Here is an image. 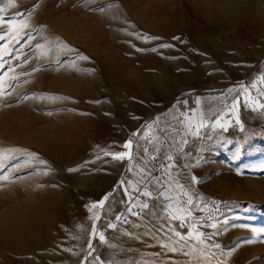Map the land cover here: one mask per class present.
Segmentation results:
<instances>
[{"label": "rangeland", "instance_id": "1", "mask_svg": "<svg viewBox=\"0 0 264 264\" xmlns=\"http://www.w3.org/2000/svg\"><path fill=\"white\" fill-rule=\"evenodd\" d=\"M78 2L0 0V29H8L0 32V264H85L78 253L86 239L96 246L94 229L108 241L95 255L115 264L134 255L137 264H154L163 247L152 236L145 244L125 235L145 230H155L161 245L191 252L194 264H264V232L255 231L264 229V84L251 90L248 103L240 91L264 73V23L216 37L187 0ZM113 3L104 12L89 10ZM141 34L162 41H141ZM160 42L175 47L161 50ZM68 48L90 60H75L72 68ZM57 60L59 68L40 67ZM130 138L134 152L140 145L131 164L103 155L125 150ZM159 191L163 197L154 200ZM105 195L104 205L89 211ZM188 196L198 208L184 203ZM143 202L149 209L137 207ZM130 206L140 214L132 216ZM121 214L128 223L114 219ZM210 222L224 228L212 237L222 246L211 249L214 258L204 251L209 241L199 238L216 231ZM162 259L182 264L186 257L168 252Z\"/></svg>", "mask_w": 264, "mask_h": 264}, {"label": "snow or ice", "instance_id": "2", "mask_svg": "<svg viewBox=\"0 0 264 264\" xmlns=\"http://www.w3.org/2000/svg\"><path fill=\"white\" fill-rule=\"evenodd\" d=\"M11 2L15 3V0H11ZM79 3H86V4L90 5V6L93 5V4H95V5L99 4L98 0H79L78 4L75 5V6H79ZM108 7H115V4L114 3L111 4V5L100 4L99 7H95V8L90 7L89 10L90 11H96V12H104L105 9L108 8ZM30 11H31V9L27 10L23 15H27ZM113 18H115V17H113ZM3 23H4L3 17H0V24H3ZM5 31H8V29H0V32H5ZM26 35L30 37L31 33H26ZM173 39H175L177 41L180 40V38H178V37H174ZM139 40H141V41L161 40L162 41V38L156 37V36H152V35H148V34H141L140 37H139ZM40 46L41 45L39 44V42H37L34 45H30V48L31 47H40ZM64 47L65 46H63V45H57L58 49L64 48ZM132 47L136 48L137 51H151V52H156L157 51L156 47H152L150 49H145V48L138 47L136 44L132 45ZM174 47H175V45L170 43V42H160L159 45H158V48L161 49V50L173 49ZM67 50L70 53H75V55L71 57L73 63H71V65H70L74 69L77 68V65L74 63L75 60H83V61L90 60V57L81 54L78 49L68 48ZM176 58H179V57H170V59H176ZM25 59L27 60L28 57H26ZM62 64H63V61L57 60L54 63L50 62L48 64L40 65V67H57V68H59ZM36 68H37L36 65L32 66V70H35ZM86 71L90 75H95V72H96L95 69H87ZM258 84H264V73H261L259 75V77L257 78V80L251 82L250 85H248V86L241 85L240 91H243L244 94H245V97L242 98L244 103H248L249 102V99H250L249 93L251 92L252 89H257L258 88ZM228 91L229 92H234V91H237V89L236 88H231V89H228ZM237 94L239 95V93H237ZM260 94L262 96H264V89L260 90ZM40 96H41V98H48V99H50L53 102L56 99H70L68 97H56V96L45 97L44 94H40ZM182 103L186 104L187 101H183ZM252 103L255 104V101H252ZM259 107H260V110L262 112H264V103L260 104ZM49 115H51V113H49ZM217 124L221 128L224 127V125L220 124L219 121H217ZM195 134L199 135L198 132H196ZM261 134L264 135V132H262ZM181 143H184V141L182 140ZM133 145H134V140L132 138H130L122 145L123 149H125V150H123V151H112V150H109V149H103V155L104 156H111L112 160L115 161V162H125V163H128V164H131L133 160L137 159V152L140 149V145L137 143L136 144L137 152H134L133 151ZM240 154H241L240 150L238 149L237 152L233 155V159H239L240 158ZM28 155H33L34 156L35 154H28ZM96 158L100 159L99 156H97ZM172 159H173L172 157H168L169 161H171ZM201 162L202 161H199V160L193 161V163H195L197 166H199V164ZM3 163H4L3 160H0V166H3ZM41 163H46V162L45 161H41ZM190 166H191V164L189 165V167ZM14 167L16 168V170H19V165L14 166ZM133 167H135V165H133ZM68 171L69 172H73V171H76V169L75 168H70V169H68ZM129 171H131V168L129 169ZM141 173H143V170H141ZM194 179H195L194 177L189 176V178L187 180V186L189 187L190 190H191V184H192ZM125 183H126V181H124V180L120 181L121 185H124ZM155 183L160 184V181L157 180V181H155ZM183 186L184 185H182V187ZM166 187H167V185H161L162 189L166 188ZM135 190H136L137 193H139L141 191V189L139 187H136ZM124 191L128 192L129 189L128 188H124ZM109 195H111V194H109ZM109 195H105L98 203H92L91 205H88L87 207L89 208V211H92V210H95V209H97L99 207H102L104 205L105 201H107L109 199ZM143 195L145 197H152V192L148 191V190H145L143 192ZM163 195H164L163 191H159L157 197H155L154 200H160V198L163 197ZM193 195H198V194L194 193ZM184 203H186L187 205L193 206V208H198V204L196 202H194L192 196H188L187 199L184 201ZM137 207H139L140 209H149V204L147 202H143V203H140ZM153 207H155V203H153ZM126 211L131 213L132 216H137V215L140 214L137 211H133V207H131V206L127 207ZM161 211H166V209L163 207V203L161 204ZM187 214H188L189 217H191L192 216L191 210H189ZM122 218L124 219L125 223H128L127 217H123V214H121L120 216L114 217V219L118 220V221L121 220ZM171 218L173 220L182 219V217L175 216V215H172ZM92 219L93 220H97V219H99V216L98 215H93ZM194 219L195 218H193V220ZM203 219L204 220H211L212 219L211 213H209L208 216L203 217ZM131 226L133 228L140 227V225H136L134 223ZM185 226L186 225H184V224L177 225V227H185ZM192 226L195 228V224L194 223H193ZM207 226L212 228V229H215L216 231L215 232H208V233H199V238L201 239V242L203 240H208L209 241L208 244L204 245V251L210 253L213 256V258H214L216 253L211 252V249H220L222 246L218 242L212 243L211 242L212 241V237H214L216 235H219L221 232L224 231V228H218L216 223H211V222L208 223ZM226 226H231V225H227L226 224ZM104 227H106L108 229H115V228H117V224L116 223H106L104 225ZM255 231L264 232V229H257ZM93 234L94 235H98V239L96 240V246H101V245L107 246L108 241L106 240V237H105V234H104L103 231H100L99 229H94L93 230ZM125 235L128 236L131 239H134V240L143 239L145 244H147L146 237L147 236H152V239L155 242V245L158 246V247H163V252H161L159 254H156V256L154 257V264H170L169 261H165V260L162 259L164 254L168 253V252H172V253L180 252V253H183V255L186 257V259L182 262V264H194L193 261L187 259V257L192 255V253L186 251L185 248L179 247V244H172L171 246H169V244L161 245L160 241L156 238V231L155 230H153L151 232L145 230L142 234L137 233L136 235H133L132 232L128 231V232H125ZM176 236L180 237V233L177 232ZM181 242H182V240H181ZM96 246H94L92 243H90L87 239L85 240L84 245L81 247V252L78 253V255H81L83 257V259L85 261V264H115V261H113L111 258L105 259V260H101L99 258V256L95 255ZM126 251L127 252H131V249H127ZM124 259H127V257H124ZM137 260H138V255H134L133 258L128 262V264H137ZM208 264H211V261H209ZM217 264H219L218 261H217Z\"/></svg>", "mask_w": 264, "mask_h": 264}, {"label": "clouds", "instance_id": "3", "mask_svg": "<svg viewBox=\"0 0 264 264\" xmlns=\"http://www.w3.org/2000/svg\"><path fill=\"white\" fill-rule=\"evenodd\" d=\"M184 0H181L183 6ZM194 13L210 28L235 32L257 20L264 23V0H187Z\"/></svg>", "mask_w": 264, "mask_h": 264}]
</instances>
